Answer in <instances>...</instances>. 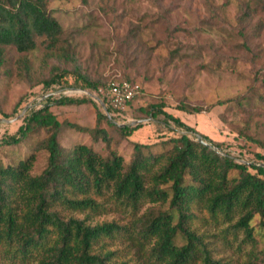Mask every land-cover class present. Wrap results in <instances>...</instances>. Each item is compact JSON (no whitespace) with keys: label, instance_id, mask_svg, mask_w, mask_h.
I'll use <instances>...</instances> for the list:
<instances>
[{"label":"rangeland","instance_id":"rangeland-1","mask_svg":"<svg viewBox=\"0 0 264 264\" xmlns=\"http://www.w3.org/2000/svg\"><path fill=\"white\" fill-rule=\"evenodd\" d=\"M210 1L215 14L206 0H49V9L65 28L64 38L70 42L77 63L63 57L60 49H51L45 37H35L37 46L32 52L4 46L0 63V143L5 136L16 134L33 111L48 103L43 96L51 94L53 100L58 99L63 88L75 87H69L75 83L71 75L65 77L67 86L45 88L44 82L74 71L77 65L92 81L126 79L138 84L142 93L126 112L111 111L109 120L102 119L99 125L98 111L107 115L100 103L53 106L61 122L88 129L99 126L110 138L108 147L102 137L95 141L92 134L66 125L59 135L64 152L80 144L92 146L103 155L112 148L126 162L132 159L138 143L147 146L145 155L166 152L168 141L186 131L163 115L142 120L141 129L129 137L114 126L136 127L140 108L163 102L167 112L218 143L220 150L211 147L220 155H229L237 163L264 165V160L257 157L264 156V0H259L257 14L245 23L239 21V5L244 0ZM60 46L65 45L61 42ZM181 102L212 107L209 112L187 114L175 109ZM46 137L45 130H40L30 133L19 145L0 147L2 165H18L36 153L33 174H41L47 167L48 153L39 144ZM158 166L155 164L153 171ZM107 207L106 214L89 213V223L127 226V232L106 241L107 249L116 252L115 261L163 264L151 255L153 240L142 234L137 223L150 210H166L167 205L145 200L136 211L107 199ZM61 212L65 218L86 217ZM205 219L206 214L201 213L193 228L216 261L246 264L251 253L264 247V230L258 227V219L254 222L256 243L249 242L243 232L234 233L228 224L215 225ZM184 243L178 236L177 244ZM0 264H11L2 251Z\"/></svg>","mask_w":264,"mask_h":264},{"label":"trees","instance_id":"trees-1","mask_svg":"<svg viewBox=\"0 0 264 264\" xmlns=\"http://www.w3.org/2000/svg\"><path fill=\"white\" fill-rule=\"evenodd\" d=\"M258 2L244 0L240 3V23L257 14ZM206 4L215 14L212 2L206 0ZM65 32L50 11L49 0H0V63L4 46L14 45L22 53L32 52L36 50L35 37L38 36L45 37L51 49H60L63 57L76 64L71 44L64 38ZM61 42L65 46L59 47ZM67 75L75 78V83L69 87L96 93L106 103L109 113L115 110L100 90L105 92L112 82L132 83L126 79L104 83L92 81L76 65L74 71L57 74L45 81L44 87L67 86ZM141 93L140 87L136 97L116 111L126 112ZM87 102L95 103L88 97L63 96L54 100L50 97L42 108L31 113L16 134L5 136L0 143V147L15 146L30 133L40 130L47 133L39 144V148L48 153L47 167L41 174H33L36 153L18 165L3 166L0 158V252H4L11 264L19 261L32 264H129L125 261L117 263L116 252L107 249L106 242L127 232V226L117 222L89 223V213L108 212L107 199L131 206L136 211L145 200L167 205L166 210H150L137 223L142 234L153 240L151 255L163 264H224L212 258L207 244L193 228L201 213L206 214L205 221L215 225L228 224L234 233L243 232L249 242L256 243V219L258 227L264 230V165L237 163L229 155H220L218 143L167 112L163 102L140 108L141 114L136 120L156 119L163 115L186 131L168 141L170 148L166 152L145 155L143 150L147 146L138 143L130 162L112 148L103 155L92 146L80 144L64 152L59 135L66 125L92 134L95 141L102 137L108 147L111 145L107 132L99 126L88 129L64 123L53 111L56 105ZM211 107L181 102L175 109L198 115L209 112ZM102 119L109 120V117L98 111V125ZM114 126L127 137L142 127L141 124ZM190 134L197 138L201 135L205 143L196 141ZM257 157L264 160L260 154ZM155 164L159 166L153 171ZM60 209L86 214V217L65 218ZM178 236L185 241L183 245L177 244ZM246 264H264V247L251 253Z\"/></svg>","mask_w":264,"mask_h":264},{"label":"built area","instance_id":"built-area-1","mask_svg":"<svg viewBox=\"0 0 264 264\" xmlns=\"http://www.w3.org/2000/svg\"><path fill=\"white\" fill-rule=\"evenodd\" d=\"M139 91H140V86L138 84H134L128 81H123V82H112L108 90L104 92V90L101 89L100 93L106 94V96L110 100V106L112 107L113 110L116 111L120 108L123 109L129 101L133 100L136 97ZM88 92L84 91L75 94L86 95L87 97H91L93 99V97L90 96ZM101 101L107 108L106 103L102 99Z\"/></svg>","mask_w":264,"mask_h":264},{"label":"water","instance_id":"water-1","mask_svg":"<svg viewBox=\"0 0 264 264\" xmlns=\"http://www.w3.org/2000/svg\"><path fill=\"white\" fill-rule=\"evenodd\" d=\"M88 92L89 90H87V89H83V88H77V87H75V88H64L63 89V93H62V97L63 96H66V95H70V94H75V93H78V92ZM89 93V95L90 96H92L93 97V99L92 100H94L95 102H99L102 106H103V108L106 110V114H107V116L108 117H111V115H110V113L107 111V108H106V106L103 104V102L101 101V99H100V97L97 95V94H95V93H93V92H88ZM51 97V94H46L45 96H43V98H42V100L45 102L48 98H50ZM43 107V106H42ZM143 123V121L142 120H140V121H137L136 122V125H139V124H142ZM198 139H199V141L200 142H203V143H205V141L203 140V137L201 136V135H198ZM207 144V143H206ZM209 145V144H208Z\"/></svg>","mask_w":264,"mask_h":264}]
</instances>
